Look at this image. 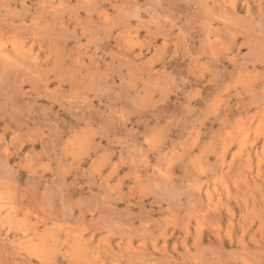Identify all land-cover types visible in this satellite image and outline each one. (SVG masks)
Masks as SVG:
<instances>
[{"label":"rangeland","instance_id":"374dc122","mask_svg":"<svg viewBox=\"0 0 264 264\" xmlns=\"http://www.w3.org/2000/svg\"><path fill=\"white\" fill-rule=\"evenodd\" d=\"M0 53V264H264V0H0Z\"/></svg>","mask_w":264,"mask_h":264},{"label":"bare ground","instance_id":"6f19581e","mask_svg":"<svg viewBox=\"0 0 264 264\" xmlns=\"http://www.w3.org/2000/svg\"><path fill=\"white\" fill-rule=\"evenodd\" d=\"M235 7V6H234ZM16 49H19V48H16ZM20 50H22V48H20ZM10 52V51H9ZM21 52V51H20ZM1 54V53H0ZM17 54V53H16ZM20 54V53H19ZM7 56V55H6ZM28 57H29V55H28ZM6 58V57H5ZM14 58H16V57H14ZM22 58V57H21ZM0 61H2V60H0ZM26 62H27V60H26ZM7 66V65H6ZM14 67V66H13ZM223 163H224V161H222ZM225 164V163H224ZM219 233V232H218ZM215 247V246H214ZM219 249V248H218ZM249 250V249H248ZM254 250V249H253ZM250 251V250H249ZM259 251V249L257 250V252ZM253 252V251H252ZM255 252V251H254ZM256 253V252H255ZM258 253H260V252H258ZM164 258L166 259V257L164 256ZM166 260H168V259H166ZM169 261V260H168ZM23 263V262H22Z\"/></svg>","mask_w":264,"mask_h":264}]
</instances>
